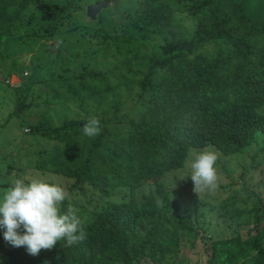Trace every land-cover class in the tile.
Here are the masks:
<instances>
[{"label": "trees", "instance_id": "trees-1", "mask_svg": "<svg viewBox=\"0 0 264 264\" xmlns=\"http://www.w3.org/2000/svg\"><path fill=\"white\" fill-rule=\"evenodd\" d=\"M62 1L55 9L0 0V192L30 169L67 179L62 211L78 209L86 239L33 256L0 228V264H189L199 243L207 264H264V0H139L113 36L75 20L83 0ZM33 6L27 23L39 10L45 35L60 43L25 77L19 61L5 64L11 40L29 37L22 25ZM87 38L93 55L115 51L113 68L87 64ZM92 116L102 132L89 138L82 128ZM204 148L218 152L216 167L230 179L219 183L222 199H199L183 183L173 190L167 179L183 174L190 149ZM253 149L235 182L227 161ZM208 206L229 237L202 222Z\"/></svg>", "mask_w": 264, "mask_h": 264}, {"label": "clouds", "instance_id": "clouds-1", "mask_svg": "<svg viewBox=\"0 0 264 264\" xmlns=\"http://www.w3.org/2000/svg\"><path fill=\"white\" fill-rule=\"evenodd\" d=\"M82 132L89 138L99 135L102 132L99 118L90 117ZM218 159L219 154L214 149H190L184 160V174L176 179L190 177L193 192L199 199L214 195L219 190ZM67 199H70L69 193L59 181L13 179L0 195V228L5 229L4 239L14 247H26L33 256L54 248L60 241L66 242L64 247L82 243L86 232L78 209L69 204L67 210L62 211Z\"/></svg>", "mask_w": 264, "mask_h": 264}, {"label": "rangeland", "instance_id": "rangeland-1", "mask_svg": "<svg viewBox=\"0 0 264 264\" xmlns=\"http://www.w3.org/2000/svg\"><path fill=\"white\" fill-rule=\"evenodd\" d=\"M76 1L78 2V0H76ZM138 1L139 0H122V1L119 0V6L118 7L114 6V4H110L108 7L104 8L102 10V12H100L98 14L96 20H91L88 16V7L90 5L95 4V3H104V2H106V0H83L82 1V2H84L83 5H86V9H85L86 11L84 9L83 10L80 9L81 10L80 12H76L75 20L79 24L83 25V27L86 29V31L94 32V31H96V28H98V26L101 29L102 28L101 25H104V28H106V29L101 31L99 35L103 36L104 34H108V35L113 36V34H115V29L118 28V30H119L118 32H121L122 27L125 26V23L123 21L124 15H126L127 13H134L139 8L138 7V5H139ZM46 2L48 4H50V6L52 8H55V9H59L61 7V5L64 3L62 0H46ZM35 9L36 8L34 6L31 8V10L27 13L25 21L23 22V25H22V29L24 31L25 30H31V32L28 34L29 37L25 39V36H27V35L21 34L20 37L12 39L11 40L12 42L10 41L11 42L10 43L11 51H10L9 56L11 55V58H9L7 60V64H5L6 65L5 68L7 69V68H11L12 64L15 61H19L20 62L19 67L21 68V70H23V71L20 70L21 75L23 73V75L25 77H27V74L28 73L30 74V72H31L30 71L31 67L29 65L31 64L32 61L40 58L44 54L54 52L56 50L55 48L60 43L58 40L49 39V37L47 35H45L44 27H42V25L45 24V21L42 17V13L39 10H37L34 13L35 16H34L33 23H31V24L27 23L28 17L32 16ZM121 17H122V19H121ZM46 23L48 24L47 21H46ZM90 25H91V27H90ZM62 30H66V29H62ZM119 34H121V33H119ZM83 41H84V50L86 49L88 52H85L83 50L84 52L82 51L83 52L82 55H85V54H87L88 56L90 55L91 58H89L87 60V64H89L91 67L100 71V70L111 69L116 65L115 62L117 61L118 57H115V51L113 49H108L105 52L101 51L100 53L93 55L92 54L93 50L98 49V46H95L96 43H94V42H96V40H92V39L87 38ZM82 59H84V56H81V60ZM77 60H78L77 66H80L81 65L80 61H79V59H77ZM70 63L71 64L73 63L72 60H70L69 64ZM20 71H19V73H20ZM25 73H27V74H25ZM19 82H20L19 76H13L10 79V85L11 86H15ZM43 108H45V107L43 106L42 109ZM40 110H41V108H40ZM74 114L75 113L72 112V113H70V116H74ZM23 132H26V129L23 130ZM260 143L263 144L264 139L261 138ZM11 145L12 146H9L10 154L12 156H14L13 158H15V160H16L17 159V157L15 156V155H17L16 148L18 147L19 144H18V142H15V143H12ZM11 149H15V150H12L15 152H11ZM27 149L34 151L37 149V147L35 145L29 146V144H27ZM256 151H257V149H253L252 151H248L244 155L237 156L235 159H233L231 161H227V168L230 171V174L235 179V182L238 181L239 176L242 173V166L243 165L247 166V165H250L252 163V156L255 154ZM217 169H218L219 183L229 182L230 179L227 177V174H222L219 166ZM260 169L264 170V156L263 155H262V163L260 165ZM16 173H18V171L14 170L12 174H16ZM24 173H25V175L21 176V178H24L26 181H29V180L34 179V178H47V179L56 180V181L61 182L63 184V186L66 187V189L69 185L68 180L65 178L57 177L54 175L46 176V175L42 174L41 172H39L35 169L25 170ZM189 178H187L185 180V182H182L184 180L175 179L174 176L168 177L167 179L170 182L175 181L177 183V184H174V183L170 184V186L173 190L178 189L179 185L182 188V183L186 184V185L188 184L187 188L189 190H191V189H193V183H189ZM260 179H261V177L259 176V173H256L255 177H254V183L255 184L258 183L260 181ZM168 181H166V184H168ZM67 191H68V189H67ZM2 192H3V190H1V192H0L1 195H2ZM194 195L196 197H198L196 194H194ZM214 196L219 198V199H222L225 197V194L221 193L220 190H218L214 194ZM214 196L212 195L213 198H215ZM204 197L205 196H202V198L204 200H206ZM209 200H207V202L211 203ZM191 202H193V199H191V198L186 199L187 204H190ZM201 210H205V216L202 218V222L203 223L204 222L210 223V224H208L207 227H209V230H212V232H214V237H216V238H227L230 236L229 231H227V228L225 227L226 224L220 223L218 225V222H220L221 220H219L217 218V212H214V214L209 213V211H211L210 206H208L206 208H201ZM208 255H209V253L207 251H205L204 246L201 243H199L198 246L194 250H188L186 257H188V263L189 264H207V261L209 258ZM185 264H187V263H185Z\"/></svg>", "mask_w": 264, "mask_h": 264}, {"label": "water", "instance_id": "water-1", "mask_svg": "<svg viewBox=\"0 0 264 264\" xmlns=\"http://www.w3.org/2000/svg\"><path fill=\"white\" fill-rule=\"evenodd\" d=\"M110 4H114V6H119V0H106L104 3H95L93 5H90L88 7V16L92 20H96L98 14L106 7H108Z\"/></svg>", "mask_w": 264, "mask_h": 264}]
</instances>
